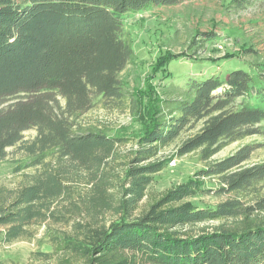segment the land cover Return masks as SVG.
I'll list each match as a JSON object with an SVG mask.
<instances>
[{
	"label": "trees",
	"instance_id": "obj_1",
	"mask_svg": "<svg viewBox=\"0 0 264 264\" xmlns=\"http://www.w3.org/2000/svg\"><path fill=\"white\" fill-rule=\"evenodd\" d=\"M182 1L0 0V100L16 98L0 110V161L15 148L33 169L16 188H0V242L31 239V229L52 219L71 226L52 238L64 264H264V162L249 163L260 144L210 162L262 134L264 70L188 80L157 107L125 164L111 161L127 141L80 122L94 98L126 97L118 79L133 58L121 38L126 15ZM176 141L175 156L197 154L207 163L203 177L216 178L229 199L213 209L166 208L191 192L177 189L136 215L152 176L168 164L156 158ZM206 223L216 225L193 230Z\"/></svg>",
	"mask_w": 264,
	"mask_h": 264
},
{
	"label": "rangeland",
	"instance_id": "obj_2",
	"mask_svg": "<svg viewBox=\"0 0 264 264\" xmlns=\"http://www.w3.org/2000/svg\"><path fill=\"white\" fill-rule=\"evenodd\" d=\"M121 38L133 50L132 61L119 73L118 79L125 89L122 102L94 98L92 109L80 121L105 131L126 143L118 146L111 165L125 164L131 159L134 144L148 130L152 115L163 100L177 99L190 79L204 80L217 77L224 81L233 71L251 75L264 70V0H185L175 5L150 7L126 15ZM263 74V73H262ZM16 98L0 100V110L11 105ZM238 102H240L238 100ZM262 134L227 147L213 157L217 162L242 145L260 144L250 158V164L264 162V121ZM36 130L23 132V140L31 141ZM180 141L166 146L156 160L167 161L162 171L152 176L139 204L136 215L161 201L177 189H189L190 194L169 207L190 206L213 209L229 196L219 194L216 178L203 177L207 163L197 154L182 158L175 156ZM26 158L19 150L9 148L0 161V188L14 189L33 173L26 168ZM77 188L86 189L84 180ZM58 215L63 208L57 206ZM106 221L109 214L104 215ZM77 220L83 221L77 217ZM216 223L193 227L210 229ZM3 228H0V235ZM31 239H20L7 244L0 242L1 264H64L68 256L55 244L54 236L72 232L71 226L49 219L44 227L30 230ZM47 253L48 258L39 254ZM138 260V259H137ZM145 264V263H142Z\"/></svg>",
	"mask_w": 264,
	"mask_h": 264
}]
</instances>
